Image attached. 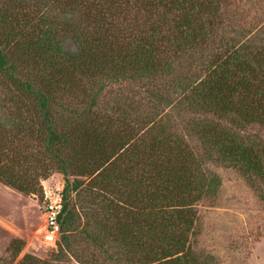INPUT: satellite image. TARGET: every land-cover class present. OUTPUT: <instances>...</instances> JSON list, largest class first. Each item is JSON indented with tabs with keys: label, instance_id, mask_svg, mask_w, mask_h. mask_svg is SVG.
Returning a JSON list of instances; mask_svg holds the SVG:
<instances>
[{
	"label": "trees",
	"instance_id": "16d2710c",
	"mask_svg": "<svg viewBox=\"0 0 264 264\" xmlns=\"http://www.w3.org/2000/svg\"><path fill=\"white\" fill-rule=\"evenodd\" d=\"M145 2L152 6L156 0ZM195 6L197 0H191L189 11L174 21L177 36L190 43L206 33L191 23L197 14ZM95 15L96 26H103L105 13ZM150 25L154 31L156 24ZM112 27L108 24L91 34L81 30L74 35L77 48L66 50L65 39L49 16L40 18L33 28L10 9L0 10V71L20 91L17 100L10 96L0 104L4 110L0 182L18 192L35 193L29 176L33 174L24 172L37 161L43 166V179L53 172L63 174L54 258L70 253L79 233L94 240L104 253L102 259L93 260L85 253L76 255L81 264H106L105 245L112 248L111 242L120 247L117 260L122 264H190L188 239L197 218L193 203L205 192L213 193L219 184L218 176L205 169L203 162L235 167L264 183V145L233 129V124L241 127L264 121V91L259 89L264 85V47L246 54L241 49L216 54L203 74L177 72L164 86L176 108L214 116L193 118L185 125L187 138L177 131L169 133L165 122L158 124L163 104L159 111L151 108L154 114L149 109L142 117L105 115L104 121L99 120L90 115L96 92L81 115L64 117L58 110L62 107L58 94L74 88L88 92L90 85L82 80H91L100 89L129 72L148 78L162 70L155 62L159 45L153 38L127 45L121 34L112 35ZM170 103L165 100L166 105ZM11 108L15 110L12 115ZM13 116L21 121L11 122ZM222 119L232 127L223 125ZM132 122L142 127L143 135L133 134ZM195 138L197 147L191 144ZM23 165L25 171L15 172ZM78 176L88 178L84 188L95 193L96 208L101 209L98 215L84 211L76 219L70 192L78 194L83 183ZM16 264L51 263L24 254Z\"/></svg>",
	"mask_w": 264,
	"mask_h": 264
},
{
	"label": "rangeland",
	"instance_id": "374dc122",
	"mask_svg": "<svg viewBox=\"0 0 264 264\" xmlns=\"http://www.w3.org/2000/svg\"><path fill=\"white\" fill-rule=\"evenodd\" d=\"M145 1L0 0V10L10 9L19 20H25L26 25L33 28L40 22V18L49 16L64 37L66 50L77 48L75 33L81 30L88 34L103 31L108 24L113 26L112 35L121 34L119 36L127 45H135L133 41L137 39L153 38L159 45L155 52V62L157 67L162 66L156 77H139L129 72L124 77L111 79L100 89L99 85L91 84V80H82L86 86L90 85L88 92L75 88L60 92L58 102L62 107L58 110L64 117L79 116L81 111L87 109L91 95L95 92L90 115L98 116L102 121L105 115L115 119L123 115L146 116L149 109L154 114L151 108L159 111L161 109L158 108L163 104V115L156 117L160 122L158 124L165 122L171 127L167 126L169 133L177 131L186 137L185 125L193 118L213 119L214 116L207 112L198 114L176 108L170 92L164 86L171 83L177 72L186 74L196 71L203 74L205 66L213 62L216 54L238 49L246 54L249 50L254 52L257 48H263L264 0H197L196 18L191 23L206 33L202 37L197 36L192 43L177 36L174 23L183 11H189L191 0H156L152 6ZM97 12L105 13L106 23L103 26H96L98 20L94 18ZM150 22L156 24L153 25L154 31ZM14 74L21 76L19 72ZM15 87L0 71V104L9 101L10 96L17 100L15 96H19L20 91ZM259 89L264 91V85ZM166 99L171 102L169 105L165 104ZM3 112L0 109V116L4 115ZM10 112L12 115L15 110L11 108ZM15 117L10 118L11 122L21 121L19 116L18 120ZM221 121L226 127H232L227 119ZM131 124L134 135H143L140 125L134 122ZM233 129L244 137L257 138L264 145V121L255 120L241 127L233 124ZM195 140H191V144L197 147L198 141ZM42 167L40 161H37L27 171L25 165L15 169L18 173L25 171L24 174H33L34 177L29 176L35 185V193L18 192L0 182V264H16L24 254L41 261L48 260L51 264H81L75 256L82 253L89 255L88 258L92 256V260L95 257L102 259L104 253L99 252L94 240L79 233L76 235L80 237L72 241L74 245L70 253L60 258L53 257L56 244L51 246L43 239L44 196L47 194L52 197L61 191L64 177L61 173L53 172L43 179L40 174ZM203 167L218 176L219 184L213 193L205 192L193 203L192 209L197 218L188 239L187 248L192 259L190 264H196L195 259L201 264H264V183L251 180L232 166L208 161L203 162ZM78 178L83 182L78 194L70 192L76 219L82 217L84 211L98 215L101 209L96 208L98 204L95 203V193L84 188L88 178ZM68 180L72 181L73 177L69 176ZM18 239L21 243H18ZM111 244L112 248L105 245L108 256L106 264H122L117 260L122 253L120 247Z\"/></svg>",
	"mask_w": 264,
	"mask_h": 264
},
{
	"label": "built area",
	"instance_id": "2783aa9c",
	"mask_svg": "<svg viewBox=\"0 0 264 264\" xmlns=\"http://www.w3.org/2000/svg\"><path fill=\"white\" fill-rule=\"evenodd\" d=\"M46 201L43 206L45 215V229L43 239L51 246H55L59 235V214L62 208V196L60 191L55 193L54 196H44Z\"/></svg>",
	"mask_w": 264,
	"mask_h": 264
}]
</instances>
